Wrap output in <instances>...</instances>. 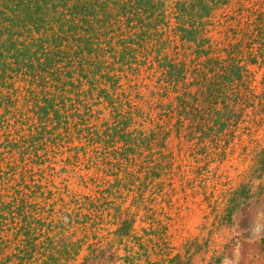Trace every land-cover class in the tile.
<instances>
[{"label": "trees", "instance_id": "16d2710c", "mask_svg": "<svg viewBox=\"0 0 264 264\" xmlns=\"http://www.w3.org/2000/svg\"><path fill=\"white\" fill-rule=\"evenodd\" d=\"M253 66L264 87V0H0V256L51 264L56 247L68 259L89 239H50L38 251L45 222L25 175L14 178L27 157L69 146L73 166L173 167V137L208 167L225 156L249 111L264 123ZM263 176L264 147L252 170ZM253 189L232 194L221 222L264 199V181ZM84 200L80 210L89 203L99 211ZM101 215L79 212L76 223L88 232ZM131 227L124 221L116 235ZM88 251L84 264L104 253L98 243Z\"/></svg>", "mask_w": 264, "mask_h": 264}, {"label": "rangeland", "instance_id": "374dc122", "mask_svg": "<svg viewBox=\"0 0 264 264\" xmlns=\"http://www.w3.org/2000/svg\"><path fill=\"white\" fill-rule=\"evenodd\" d=\"M252 70L261 94L263 70L259 66ZM144 129L152 127L145 124ZM4 134L0 130L1 141ZM68 147L50 149L41 160L27 157L26 167H19L14 177L19 180L25 175L39 205L38 219L45 222L42 232L46 235L39 238L45 243L39 252L50 239L54 245H62L89 237L70 258L56 247L60 253L55 254V260L47 257L46 262L84 264L90 256L89 245L98 243L102 258L87 264H264V199L259 204L251 200L240 205L230 224L221 222L235 191L245 184H253L256 190L264 181V176L262 180L252 177L264 147V123L256 125L252 111L225 156L208 167V161L197 162L201 157L173 137L167 141L166 151L174 156L173 167L73 166L74 154ZM44 155L41 151L40 156ZM103 187L110 188L105 199L100 194ZM85 197L93 200L99 211L88 210L89 203L86 210H80ZM79 212L92 219L102 213L94 230L86 232L76 223ZM124 221L132 227L128 236L121 237L116 232ZM8 237L13 238L11 234ZM5 261V256H0V264H20ZM44 261L41 258L39 264Z\"/></svg>", "mask_w": 264, "mask_h": 264}]
</instances>
